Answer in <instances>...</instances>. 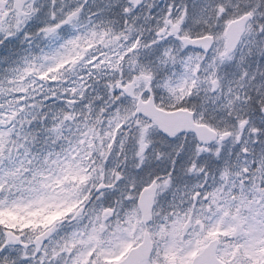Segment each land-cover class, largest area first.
I'll list each match as a JSON object with an SVG mask.
<instances>
[{
    "label": "rangeland",
    "instance_id": "obj_1",
    "mask_svg": "<svg viewBox=\"0 0 264 264\" xmlns=\"http://www.w3.org/2000/svg\"><path fill=\"white\" fill-rule=\"evenodd\" d=\"M116 7V2H110L107 11L112 13ZM1 9L0 221L7 223L11 211L20 217L28 207L56 206L58 215L65 216L87 194L80 193L78 185L88 183L93 173L96 179L91 192L97 198H89L88 212L68 221V227L44 249L45 254L59 251L61 264L75 263L68 253L79 244L83 250L74 253L84 261L93 249L85 244L93 238L106 239L101 195L116 175L123 146L116 131L127 112L122 109L132 111L137 96L144 93L141 77L148 78L161 104L169 106L178 100L186 108L193 107L197 120L232 134L231 142L220 146V190L235 182L245 188L242 170L264 163V73L257 76L264 71V0H179L161 4V17L150 27L145 18L136 27L130 26L134 20L130 16L127 24L105 20L98 32L89 29L86 0H38L22 15L0 0ZM4 9L10 15L6 22L1 19ZM246 10H251L254 20L238 50L226 57L224 27ZM37 22L42 30L22 42L24 30ZM57 25L62 28L54 32ZM162 26L168 38L155 35ZM208 34L217 43L207 55L194 54L180 45L182 38ZM140 40L142 44L137 46ZM41 42L47 45L42 55ZM146 59L150 64L143 63ZM248 71L253 72L249 77ZM55 79L60 84L50 85ZM132 83L134 102L121 93ZM192 99L199 101L196 109L188 103ZM251 106L259 115H250ZM90 143L107 145V163L89 166ZM111 145H115L113 150ZM253 145L255 157L243 156L242 150L249 151ZM210 152L204 151L205 155ZM261 177L263 166L253 173L252 182ZM263 205L264 200H259L249 216L240 217L235 255L229 256L226 244L221 259L230 264H264V229L254 218ZM72 217L73 213L66 220ZM133 232L128 230L120 237L123 245ZM168 237L169 249H173L176 240H171V234ZM198 245L199 239L190 238L172 252V258L184 262ZM94 249L100 255L99 263L110 260L106 249ZM12 251L2 224L0 254Z\"/></svg>",
    "mask_w": 264,
    "mask_h": 264
},
{
    "label": "flooded vegetation",
    "instance_id": "obj_2",
    "mask_svg": "<svg viewBox=\"0 0 264 264\" xmlns=\"http://www.w3.org/2000/svg\"><path fill=\"white\" fill-rule=\"evenodd\" d=\"M109 1L86 0L88 20L92 22L90 25L94 20L99 22L104 20V12ZM113 1H117L118 8L113 10L112 19L127 23L128 14L131 11L135 21L147 17V25H150L154 21L153 16L157 15L155 6L158 3L164 1L170 3L177 0H143V5L138 9L134 8V3L130 0ZM121 7H125L126 11H120ZM163 33L160 32L159 35L162 36ZM121 124L120 134L124 137L126 145L120 152L115 178L101 195L103 209L110 212L103 221L102 232L106 235V239L89 240L85 245H91L93 249L84 261L74 253L81 251L82 244H79L76 250L70 251L68 258L75 257L74 264H118L132 248L139 244L133 243L136 238H141L144 231L149 233L153 242V251L147 264H183V261L172 260V252H176V248L179 247L175 243L176 246L169 249V234L172 241H175L179 235L181 241H187L192 236H199L200 239L206 240V231L214 230V235L224 234L227 235L228 240H234L236 231L231 233L227 230L231 228V225L236 224V209L231 204L232 199L228 200L226 195L220 197L213 194L218 168L214 156L204 153L205 150H210L220 143L214 142L205 147L198 144L193 135H181L174 140H169L149 123L147 128L151 132L149 141L138 149L136 145H141L142 122L137 118L128 119L124 116ZM104 155L107 159V150ZM146 167L149 168V180L143 184L142 188L151 186L154 201L150 221L144 225L138 209L141 191L138 187L140 175ZM86 208L89 209L90 206ZM54 211L55 206L28 207L20 217L11 211L7 217L6 232L13 251L6 255L10 260L6 264H61L62 255L59 251L44 253V249L56 241L55 235L60 232L57 229L63 225L59 217L54 215ZM119 216L120 219H118ZM18 218L21 220L18 221ZM45 223H51V226L57 225L56 231L45 245L35 248L31 242L33 244L35 237L42 233ZM184 229H187L185 234ZM128 230L134 231L132 243L123 245L120 237ZM197 231L199 235H196ZM159 242L162 246L158 253ZM94 248L106 249L110 260L99 263L100 255H97ZM0 264H2L1 260Z\"/></svg>",
    "mask_w": 264,
    "mask_h": 264
},
{
    "label": "water",
    "instance_id": "obj_3",
    "mask_svg": "<svg viewBox=\"0 0 264 264\" xmlns=\"http://www.w3.org/2000/svg\"><path fill=\"white\" fill-rule=\"evenodd\" d=\"M14 6L18 10L21 11L23 5L30 0H13ZM250 16H243L242 18L232 22L227 30H226V54L231 53L237 47L240 42L247 23L250 21ZM186 46H194L197 47L204 52H208L212 45V40L209 38L200 39L196 41H184ZM138 113L143 114L147 117H152L153 114L157 113L154 108L149 105H138ZM163 115L165 117L166 125H160L162 132L166 134L176 135L179 132L183 131L184 128L188 125L187 119L191 121V115L186 112H176L171 114L158 113V116ZM197 135L199 140L204 143L206 140H203L206 136V133L202 127L198 128ZM227 138V137H225Z\"/></svg>",
    "mask_w": 264,
    "mask_h": 264
},
{
    "label": "bare ground",
    "instance_id": "obj_4",
    "mask_svg": "<svg viewBox=\"0 0 264 264\" xmlns=\"http://www.w3.org/2000/svg\"><path fill=\"white\" fill-rule=\"evenodd\" d=\"M252 73H253L252 71H248L247 72V77H249V75L252 74ZM263 73H264V71H261L259 74H257V76H261Z\"/></svg>",
    "mask_w": 264,
    "mask_h": 264
}]
</instances>
